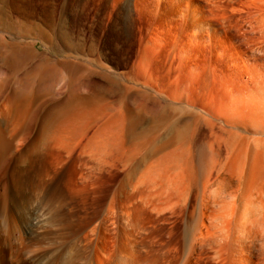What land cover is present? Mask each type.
<instances>
[{
  "label": "rangeland",
  "instance_id": "1",
  "mask_svg": "<svg viewBox=\"0 0 264 264\" xmlns=\"http://www.w3.org/2000/svg\"><path fill=\"white\" fill-rule=\"evenodd\" d=\"M132 3L0 0V100L19 89L24 105L35 101L28 141L46 106L69 94L81 142L119 157L102 170L89 154L78 162L85 177L75 172L71 191L59 190L67 201L61 211L76 212L74 226L64 238L41 240L36 252L70 245L97 252L115 196L103 252L133 244L135 252L179 258L188 252L187 225L202 210L209 229L201 236L200 224L193 252H247L264 264V0ZM14 48L28 55L12 66ZM68 61L77 65L65 71ZM36 157L20 184L36 180ZM123 205L141 207L139 217L132 212L138 224Z\"/></svg>",
  "mask_w": 264,
  "mask_h": 264
},
{
  "label": "bare ground",
  "instance_id": "2",
  "mask_svg": "<svg viewBox=\"0 0 264 264\" xmlns=\"http://www.w3.org/2000/svg\"><path fill=\"white\" fill-rule=\"evenodd\" d=\"M132 2L133 0H124L126 6L130 9H132ZM13 50L16 49L14 48ZM13 50L9 56V62H11L12 66L18 65L20 60L25 59L22 58L23 55H26L23 52L25 50ZM27 51H31L29 47L25 52ZM62 65L66 71L70 65L75 66L77 63L68 61L63 62ZM259 88L262 89L263 87ZM16 92L5 94L3 99L0 100V264H207V260L204 261L206 257L212 261L211 264L256 263L247 252H193L192 248L198 238L196 231L200 224L203 226L200 229L201 236L205 235L206 232L208 233L209 229L203 218L207 213L202 210H199L197 218L187 225L188 252H181L179 258L178 254L176 255L174 252H135L132 242H130L132 247L129 252H103V248H105L106 244H109L107 241L110 237L108 236L109 231L106 228V222L115 211V196L107 205L105 214L100 221L101 247L98 246L97 252H79L77 245H68L69 247L62 251L57 249L52 252H36L41 240L50 239L49 236L54 233H58L64 238L69 234L70 228L74 226L73 219L76 212L69 211L66 214L67 212L61 211L66 199L62 201L63 195H61L59 190L61 185H63L66 190L71 191L72 176L77 172L78 162H82L83 157L89 154L91 158L98 162L97 169L102 170L106 165L116 166L115 163H117L116 161H118L119 157L114 156L112 158L113 149L103 153L104 148L100 147L101 144L90 148V139L86 143L81 142L82 137L85 135L84 133H86L84 131L88 127L83 131L84 135L82 137L80 135L81 138L79 133L77 134L72 128V123L74 122L71 106L72 97L69 94L56 101L53 99L52 104L46 106V110L40 116L37 132L28 141L27 138L31 135V125L35 120V116L38 115L36 112L39 111V108L35 106V101L32 104V100L24 105V99L19 98ZM57 119L58 123L56 122ZM86 123L79 125L81 128L78 131L88 126ZM53 126L57 127V129L51 132L50 127ZM49 130L50 133H48ZM21 147L22 149L17 153V149ZM76 150H78V156L74 158ZM37 155L42 160V166L41 171L36 172L38 173L36 180L32 183L30 182L29 185L26 184V186L22 183L20 184L19 174L27 172L30 166L32 167L35 162L37 163ZM108 156L111 159H108ZM73 158L75 159L74 162L72 161ZM8 159H12V162L14 161L11 171H8L7 168L10 163ZM77 174L79 178L85 177L83 170L79 171V173L77 172ZM140 208L139 206L130 208L129 205H123L122 211L123 214L128 215L132 219V212H136L138 216ZM137 216H134L136 220L133 218L134 224H138L139 218ZM78 217L79 215H77ZM80 220L82 221L78 222L79 224L77 225L82 226L83 216ZM96 228L95 225L91 231H95ZM127 228L123 226L118 229V232L122 230L127 235L131 234L132 230L130 229L131 231H129ZM119 234L123 235L122 232ZM87 236L88 232L85 237L87 238ZM27 243L30 245L27 246ZM42 244H44V241ZM191 249L192 252L190 251ZM176 257L179 260L175 259Z\"/></svg>",
  "mask_w": 264,
  "mask_h": 264
}]
</instances>
